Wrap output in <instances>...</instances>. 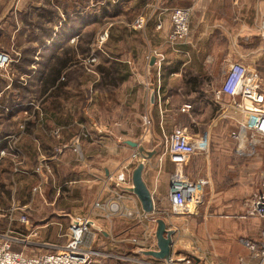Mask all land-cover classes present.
Masks as SVG:
<instances>
[{"label": "crops", "instance_id": "crops-1", "mask_svg": "<svg viewBox=\"0 0 264 264\" xmlns=\"http://www.w3.org/2000/svg\"><path fill=\"white\" fill-rule=\"evenodd\" d=\"M0 2V49L20 53L11 73L16 78L22 75L19 86L8 84L0 90V219H6L10 211L29 213L39 228L47 231L51 226H61L53 219L66 218L71 222L88 212L87 217L98 226L99 242L100 237L104 241H123L120 239L134 235L130 240L132 249L124 256L170 264L140 253L158 250L155 231L161 211L157 202L165 197L166 206L170 174L174 171L168 157L163 164L160 158L177 128H196L204 125L203 121L210 129L221 122L225 124L222 128H234L239 113L229 111L230 116L224 118L222 114L232 107V102L227 96L221 100L216 97L224 72L233 64L254 66L264 84V0ZM174 8L192 9L190 37L177 45L167 41L171 31L169 13ZM142 14L150 20L147 31L165 39V43L158 42L155 47L149 44L150 48L160 46L157 50L164 55L161 63L157 57L139 53L123 57L118 52L123 27L131 31L130 26ZM160 23L162 31L157 30ZM106 32L108 40L101 43ZM92 58L98 62L91 75ZM129 80L136 83L130 95L137 96L141 90L148 109L157 113L165 134V150L146 162L144 171L156 204V212L148 217L129 216L143 213L138 198L128 191L132 187H125L121 199L125 216H110L107 209L97 207L98 203L120 202L122 192L110 177L115 178L127 166L122 167L120 140L116 143L105 137L93 138L89 122L84 117L74 119V112L88 114L91 82L96 90L116 91ZM74 82L81 91L74 87ZM187 105L191 109L183 111ZM208 116L213 119L203 120ZM206 134L203 138L208 137ZM199 135L193 136L199 139ZM107 158L113 161L108 167ZM153 162L160 176L149 183L147 173ZM74 202H83L85 206L80 209ZM198 209L191 216L177 217L168 216L165 209L162 219L168 230L174 232L171 259L177 264H185L181 261L184 258L192 264L249 262L251 253L243 242L262 241L263 221L202 217L198 216ZM116 219L135 221L142 232L114 234ZM109 224L113 226L106 228ZM260 224L259 239H250ZM42 234L49 240L55 236L54 232ZM147 237L150 241L145 243ZM95 250L113 253L97 245ZM116 260L103 259L97 264L122 263Z\"/></svg>", "mask_w": 264, "mask_h": 264}, {"label": "rangeland", "instance_id": "rangeland-1", "mask_svg": "<svg viewBox=\"0 0 264 264\" xmlns=\"http://www.w3.org/2000/svg\"><path fill=\"white\" fill-rule=\"evenodd\" d=\"M142 17L145 18L146 21L145 28L135 29L133 23L130 26L132 28L131 31L130 28L126 29L125 27H123V31H121L122 43L120 44V51L118 52L123 57L137 56V53H139L145 57L158 58L159 52L157 48L160 46L154 48L155 44H158V42L162 41L165 43V39L159 37L158 34H152L151 32L147 31V25L150 24L149 17L145 14H142L137 17V19ZM160 24L162 25V23ZM162 29L159 31H162ZM134 30H136V32ZM149 44L154 47L150 48ZM19 54V52L11 50L13 59L16 58L15 62L19 61ZM97 62L98 60L94 64ZM94 64L90 63L91 75L95 72L93 68ZM252 68H254V66H252ZM262 68H264V66H262ZM27 70L28 69L26 68L25 71L27 72ZM30 72L31 71L29 69L28 73ZM19 78L21 79L22 75H19L17 78L16 76L14 77V74L11 73L10 68V70L4 74L0 90L4 89L8 84L13 85L15 83V85H18L20 82ZM92 83L93 82H91L90 85V107L88 114L84 112L82 115L80 111L74 112V119L81 120V117H84V121L87 120L90 124V136L93 138L98 139L99 137H105L111 141L115 140L116 143L120 140V147L122 151V167L127 166L129 172L133 174V171L141 163V158L146 157V162L149 163L151 159L158 155V152L162 153L165 150V134H163L161 130L157 113L155 111L151 112L148 109L147 98L141 94L140 89L138 90L137 96L130 95V90H132L136 84L131 80L123 83L120 89L116 91H104L103 89L96 90L95 84L93 85ZM76 85L77 82H74V87H76L78 91H81V87H77ZM137 88H139V86ZM146 118L149 120V125H146L145 123ZM206 118L208 120H212L213 116L211 119H209V116L204 117L203 120H206ZM183 123H187V120H184ZM203 124L204 125L202 126L200 125L196 128L189 129V132L192 138H195L193 135L200 134L199 139H203V134L207 133L206 136H208L207 139L209 141L208 144L210 148L209 155H198L197 157H194L195 159L192 160L190 167L187 168V170L185 169L186 174L193 180L200 178L206 181L204 203L198 209V216L209 218L225 216L233 220H240L242 222H246L250 218H254L255 220L259 221V218L251 217L249 212L251 211L253 199L258 192L262 176L264 174V151L260 150L256 155H252L251 152L249 154L240 155L237 153L238 145L232 138V132L235 130L236 126H234V128L230 126V129L227 128V130L224 128L225 124H222L221 122L216 128L210 129L207 122L203 121ZM222 126L224 127L222 128ZM128 142L141 144L145 152L143 154L140 153L137 148L132 147L128 144ZM136 152L139 155L134 157ZM149 153H155L153 158H149ZM112 162V160L107 158L106 166H110ZM147 174L149 183L159 179V170L154 165V162L150 165V169ZM74 204L80 207V209L85 206V203L83 202H74ZM157 205L158 209L161 211V213H158V216L160 218H165V209L169 211L168 196L166 206L165 197H163L161 201L159 200ZM2 210L3 209L0 208V217L3 215L1 214ZM87 214L88 212H83V216L80 217L86 218ZM23 215L29 217L30 219V224L28 226H23L19 222V219ZM1 220L3 222H0V235H10L14 238H18L25 241L26 245H28V243H51L61 247L64 246V244H66L68 241L67 236L69 234L71 222H69L66 218L53 219L57 222V224H61V226H51L47 229V231H42L39 228L40 226L36 224L37 220L32 214L29 213L21 214L20 212L10 211L8 212L6 219L3 218L0 219V221ZM4 220H6V222H4ZM113 223L116 229V231L113 230L114 234L120 232L136 234L137 230L139 233L142 232V230L136 225L137 222L135 221L132 222L125 219H116ZM112 226L113 224H109L106 226V228H111ZM97 227L98 226L95 228L97 237L94 244V249H96L97 245L99 247H106L108 251L113 252H109L110 254L117 253L122 255H125V253H128L132 249L130 240L134 238V235H131L128 238H121L120 240L123 241H104L100 237L103 242L102 243L101 241H98L99 230ZM259 227V230L257 229L251 234L249 237L250 239H259L262 224H260ZM35 228H37L35 233L37 235L31 233V230H34ZM40 232L46 234H51L54 232V239L49 240ZM23 248L24 247H21L20 249ZM27 250V253L31 255L46 251L45 248L32 249L30 247H28ZM125 261L119 259L116 260L117 263L122 262L124 264H131L130 262ZM147 262L153 264L151 263L152 261Z\"/></svg>", "mask_w": 264, "mask_h": 264}, {"label": "built area", "instance_id": "built-area-1", "mask_svg": "<svg viewBox=\"0 0 264 264\" xmlns=\"http://www.w3.org/2000/svg\"><path fill=\"white\" fill-rule=\"evenodd\" d=\"M191 17V8H176L170 11L171 31L167 37L169 44L177 45L188 40L191 33ZM145 26L146 21L143 17L134 22L135 29H143ZM157 29H162V25H158ZM107 39L108 33L106 32L101 37V43ZM158 58L161 63L164 55L159 53ZM15 60L16 58L13 59L10 52L0 49V86L4 74L10 70ZM96 61V58H92L90 63L94 64ZM223 96L229 97L232 102V107L225 109L227 111L222 114L223 117L230 116L229 111L233 110L240 115V118L235 120L236 127L232 132V138L238 145L237 153L245 155L251 152L252 155H256L260 150L264 151V84L257 70L242 63L233 64L224 72L222 81L216 90L218 100H221ZM190 109L191 106L187 105L183 111ZM145 123L149 125L148 118L145 119ZM208 142L207 137L192 138L189 129L185 127L177 128L169 137L166 152L160 158L161 164L165 163V157H168L174 165V171L170 174L169 180L168 216H191L203 205L206 181L200 178L193 180L186 174L185 168L194 157L209 155ZM131 175L126 168L115 178L110 177L114 186L122 192L118 198L120 202L98 203L97 207L107 209L110 216H125L126 212L121 199L125 194V187H133ZM132 215L148 217L152 214L129 213V216ZM249 215L259 218L264 223V174ZM19 222L23 226H28L30 219L23 215ZM95 228L96 224L90 217L74 218L69 227V234L66 235L68 241L61 247L46 243L26 245L25 241L18 238L0 235V264H97L100 260L113 258L127 260L134 264H150L138 257L117 256L95 250L94 244L97 237ZM31 233L35 234L36 231L31 230ZM148 241L150 237L145 239V243ZM134 242L136 243L137 240L135 239ZM243 244L251 253L249 262H243V264H264V226L262 241H244ZM21 247L24 248L20 249ZM28 247L45 248L46 251L31 255L27 253ZM181 261L185 264H192L190 259L184 258ZM170 264L177 263L171 259Z\"/></svg>", "mask_w": 264, "mask_h": 264}, {"label": "water", "instance_id": "water-1", "mask_svg": "<svg viewBox=\"0 0 264 264\" xmlns=\"http://www.w3.org/2000/svg\"><path fill=\"white\" fill-rule=\"evenodd\" d=\"M128 144L134 148H137L142 154L145 152L141 144L134 142H128ZM154 155L155 153L148 154L150 159L153 158ZM146 160V157L143 158V162H141L134 170L132 174L133 187L129 188L128 191L138 198L145 214H153L155 212L154 197L144 179ZM156 226L155 236L158 250L142 251L140 253L146 258H152L160 262L170 263L172 258L174 232L172 230H168L167 224L162 218L156 219Z\"/></svg>", "mask_w": 264, "mask_h": 264}, {"label": "trees", "instance_id": "trees-1", "mask_svg": "<svg viewBox=\"0 0 264 264\" xmlns=\"http://www.w3.org/2000/svg\"><path fill=\"white\" fill-rule=\"evenodd\" d=\"M63 81V80H62ZM109 84V83H108Z\"/></svg>", "mask_w": 264, "mask_h": 264}]
</instances>
